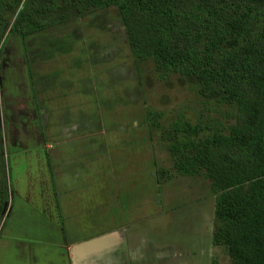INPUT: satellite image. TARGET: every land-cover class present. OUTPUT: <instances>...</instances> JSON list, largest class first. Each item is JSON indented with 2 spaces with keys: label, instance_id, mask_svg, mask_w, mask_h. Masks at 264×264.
I'll return each mask as SVG.
<instances>
[{
  "label": "rangeland",
  "instance_id": "374dc122",
  "mask_svg": "<svg viewBox=\"0 0 264 264\" xmlns=\"http://www.w3.org/2000/svg\"><path fill=\"white\" fill-rule=\"evenodd\" d=\"M32 4L47 25L25 37L7 27L0 40V181L6 200L0 264H43L32 251L38 258L37 250L55 235L47 222L35 223L55 215L48 144L71 133L81 138L70 140L65 154L80 150L87 175L81 176V197L69 198L72 217L85 212L72 239L89 251L86 264L116 263L117 239L129 252L146 244L143 257L123 255L119 264H232L222 246L211 244L209 181L177 174L167 145L177 117L205 136L233 123L235 110L194 78L161 79L152 61H136L116 6L76 14L69 7L50 12L41 8L44 2ZM50 93L68 107L54 117ZM52 121L64 135L50 133ZM54 170V177H69L57 163ZM19 247L26 255H15Z\"/></svg>",
  "mask_w": 264,
  "mask_h": 264
},
{
  "label": "trees",
  "instance_id": "16d2710c",
  "mask_svg": "<svg viewBox=\"0 0 264 264\" xmlns=\"http://www.w3.org/2000/svg\"><path fill=\"white\" fill-rule=\"evenodd\" d=\"M33 1L76 14L116 6L136 61H152L161 79L194 78L235 110L205 136L177 117L167 150L177 174L209 181L211 244L232 264H264V0H0V40L7 27L25 37L47 25ZM3 199L0 181V209Z\"/></svg>",
  "mask_w": 264,
  "mask_h": 264
},
{
  "label": "crops",
  "instance_id": "0c3cea01",
  "mask_svg": "<svg viewBox=\"0 0 264 264\" xmlns=\"http://www.w3.org/2000/svg\"><path fill=\"white\" fill-rule=\"evenodd\" d=\"M36 91L38 92V89H36ZM51 95L52 99L50 101H52L53 104L51 105V102L49 101L48 112H50L51 116L54 117V114H57L58 111H61L64 108L68 107H66V105L57 104V102L54 101L55 99L58 100V97L56 96L57 94ZM74 122L75 120L71 121L72 124H74ZM50 123H52V126L49 129L51 130L50 133H52L53 135L63 134L61 131L56 132V127L58 126L57 122L52 121ZM71 134H74V136H62V139L58 140V142L60 141L59 143H57L56 140H53L55 142H50L48 144V158L50 161V167H52L51 171L53 174L52 177H49V182L51 185L50 198L52 199V209H54L55 215L54 217L51 215L50 217L45 216L46 218L43 217L42 219H36L35 223L40 224L42 220L43 223L47 222L54 228L55 235L53 233V243L45 242L46 244H44L41 249L39 248V250H37L38 258L34 259L36 253L35 251L31 250L33 255L32 259L38 262L39 259H42L44 261L43 264H50L52 263V260L56 261L57 264H86L89 258L87 256V253L89 251H86L85 244L77 238L72 239V236L76 237V231H79L84 226L83 224L85 219V212H83L82 215L81 213H75V215L72 217L69 210V198L81 197L79 192H81V181L83 180L82 177H86L87 175L84 172L85 165L82 166L78 162L80 161L78 159L81 158L80 150L74 154H65V151H68L66 146L70 144L69 141L71 140L75 142L77 141V138H81L80 135L77 137L76 133ZM69 157L73 158V160H70ZM56 163L58 164V166L63 167L65 171L64 176L69 175V177H54V169L56 168ZM99 177L101 178L102 175H99ZM113 178L115 179L117 177ZM120 179H122V177H120L119 180ZM112 185L114 188V183ZM118 190L120 189L117 186V192ZM89 211L90 213H94V207L89 209ZM81 217H83V221H81ZM52 219H55L56 222L52 221ZM142 245H145L146 248L145 243H143ZM142 245L139 247V251L129 252L130 248L126 247L125 242L119 241L118 239L115 240V242H112V246L114 247L113 250H116V256L118 260L116 263L112 264H119V261H124L123 255H127V257L130 255H132V257H143L146 253V250L144 247H142ZM123 247L127 250H123ZM27 251L29 250L27 249ZM41 252L45 255L47 254V258H44V255ZM17 253H20L23 256V254H25V251L22 249V247H19L18 251L15 252V255ZM157 254L158 253H155L156 256Z\"/></svg>",
  "mask_w": 264,
  "mask_h": 264
},
{
  "label": "flooded vegetation",
  "instance_id": "af4514ba",
  "mask_svg": "<svg viewBox=\"0 0 264 264\" xmlns=\"http://www.w3.org/2000/svg\"><path fill=\"white\" fill-rule=\"evenodd\" d=\"M5 208H6V200H4V202H3L2 208L0 209V214L3 213V211L5 210Z\"/></svg>",
  "mask_w": 264,
  "mask_h": 264
}]
</instances>
